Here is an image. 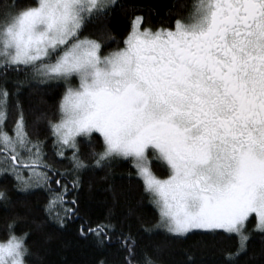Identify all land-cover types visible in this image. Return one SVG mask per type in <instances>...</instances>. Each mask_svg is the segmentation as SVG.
Masks as SVG:
<instances>
[{"label": "snow or ice", "instance_id": "obj_1", "mask_svg": "<svg viewBox=\"0 0 264 264\" xmlns=\"http://www.w3.org/2000/svg\"><path fill=\"white\" fill-rule=\"evenodd\" d=\"M112 2L38 0L0 12V66H25L30 69L26 80L69 85L60 99V118L48 127L57 149L53 160L67 158L72 164L57 169L45 159V141L27 134L19 100L14 135L4 129L9 97L16 93L0 85L5 153L0 173L14 176L21 204L32 190L47 192L46 218L63 228L78 213V197L66 199L70 189L64 180L72 175V189H78V173L88 167L77 138L99 133L102 148L89 153L93 166L130 158L159 211L158 227L174 236L192 230L235 233L236 251L226 253L234 260L249 239L250 214L256 217L254 228L264 233V0H200L194 21L178 19L174 28L143 27V18L136 16L124 46L105 53L98 40L81 38V29L87 28L86 13ZM73 79L78 86L70 84ZM153 157L166 163L167 175L155 174ZM0 207H12L6 188L0 189ZM111 215L108 223L86 231L82 224L80 235H92L100 246L112 242ZM31 222L39 230L46 221L33 217ZM13 225L8 223L6 238L0 239V264H26L29 233L17 235ZM117 241L128 257L134 255L136 237L130 231L121 230ZM141 264L157 261L145 254Z\"/></svg>", "mask_w": 264, "mask_h": 264}, {"label": "trees", "instance_id": "obj_2", "mask_svg": "<svg viewBox=\"0 0 264 264\" xmlns=\"http://www.w3.org/2000/svg\"><path fill=\"white\" fill-rule=\"evenodd\" d=\"M194 3L195 0H114L107 9L86 16L87 28L81 29V36L98 40L107 53L122 46L136 16L143 18V27H172L178 19L187 20ZM12 4L25 8L34 6L36 0H0V12ZM29 71L25 66L19 69L0 66V85L10 93H16L9 97L7 121L2 126L10 135L13 134L15 120L21 111L15 107L19 100L28 122L27 134L32 140L45 141V159L54 162L57 169H71L70 159L57 157L53 160L57 149L53 147L54 137L48 127L49 121L59 118V103L66 84L64 81L42 83L26 80ZM77 139L88 167L78 173V189H72V175L64 180L70 189L66 199L71 200L73 195L78 197V213L67 218L63 228L58 227L54 218H46L44 205L49 201L47 192L32 190L33 194L21 204L18 202L21 194L14 187V176L0 173V189L6 188L8 196L12 198V207L8 210L0 207V239L6 238L10 221H14L12 231L17 235L29 233L25 239L29 248L26 264H99L101 260L105 264H126L128 259L132 264H141L145 254L157 264H264V233L254 228V214L246 221L245 230L249 233L246 247L234 260L227 259L226 253L236 251L238 239L235 233L218 229L215 232L195 230L184 236L167 234L164 228L157 226L159 212L150 195L144 191L143 182L136 175L131 159L117 157L106 166H93L89 153L93 148L101 150V135H80ZM65 151L66 156L71 157L72 152ZM7 153L9 163H14L12 153ZM4 154L0 144V155ZM22 155L27 157L28 152L23 151ZM153 161L156 175L163 177L168 174L160 160L153 158ZM2 166L4 168V163ZM53 189L60 191L54 183ZM57 210L53 207V215ZM109 211L112 214L111 222L116 225V231L111 233L112 242L100 246L92 235H80L82 224L86 231L101 222L108 223L106 217ZM33 217L45 218L46 222L39 230L31 222ZM145 227L152 228V232H144ZM121 230L124 233L130 231L136 237L134 255L131 257L117 241Z\"/></svg>", "mask_w": 264, "mask_h": 264}, {"label": "rangeland", "instance_id": "obj_3", "mask_svg": "<svg viewBox=\"0 0 264 264\" xmlns=\"http://www.w3.org/2000/svg\"><path fill=\"white\" fill-rule=\"evenodd\" d=\"M114 1V0H113ZM199 2H200V0H195V3H194V5H193V9H192V13L190 14L191 15V17L188 19V23H191V22H193L194 21V17H195V14H196V11H197V5L199 4ZM38 4V0H36V4L35 5H37ZM100 11H103V9H100V10H98V11H96V12H100ZM95 13V12H94ZM91 14H93V13H86V16H88V15H91ZM186 21V20H185ZM185 21H182V22H184L185 24L187 23V22H185ZM140 23H142V21L140 22ZM174 27H175V25H174ZM173 27V28H174ZM141 31L143 30V28H141L140 29ZM132 31V24H131V28H130V31L128 32V34L126 35V37L129 35V33ZM84 37H87V36H81V38H84ZM125 37V38H126ZM89 38V37H88ZM125 40V39H124ZM124 46V42H123V44H122V46L121 47H123ZM115 50V49H114ZM62 81V80H61ZM70 84L72 85V86H78V84H79V80L78 79H73V80H71L70 81ZM69 85H67L66 84V87H65V91H66V89H67V87H68ZM64 91V92H65ZM64 94V93H63ZM63 96V95H62ZM59 118H60V109H59ZM58 118V119H59ZM12 135H14V133L12 134ZM0 144H1V146L4 148V145H3V143L2 142H0ZM8 152H10L11 153V151H8ZM121 158H125V157H121ZM153 158H155V157H153ZM132 161V160H131ZM165 166H166V168H167V165H166V163L165 162H163V161H161ZM2 163H3V160L2 159H0V168H3V166H2ZM133 163V162H132ZM134 165V164H133ZM135 167V166H134ZM136 169V168H135ZM168 170V169H167ZM137 171V170H136ZM23 174L25 175V176H27V171H26V173H24L23 172ZM149 194V193H148ZM150 195V194H149ZM151 197V196H150ZM156 206V205H155ZM156 209H157V207H156ZM158 210V209H157ZM159 212V211H158ZM252 214H254V213H252ZM251 215V214H250ZM255 215V214H254ZM250 217V216H249ZM256 218V217H255ZM159 220H160V218H159ZM163 228V227H162ZM220 230H222V229H220ZM192 231H195V230H192ZM224 231V230H223Z\"/></svg>", "mask_w": 264, "mask_h": 264}, {"label": "flooded vegetation", "instance_id": "obj_4", "mask_svg": "<svg viewBox=\"0 0 264 264\" xmlns=\"http://www.w3.org/2000/svg\"><path fill=\"white\" fill-rule=\"evenodd\" d=\"M191 13H192V12H191ZM191 13H190V14H191ZM190 14H189V16H188L187 20L185 21V22H187V23H188V19L191 17V15H190ZM182 23H184V22H182ZM187 23H186V24H187ZM174 25H175V24H174ZM174 25H173L172 27H174Z\"/></svg>", "mask_w": 264, "mask_h": 264}, {"label": "bare ground", "instance_id": "obj_5", "mask_svg": "<svg viewBox=\"0 0 264 264\" xmlns=\"http://www.w3.org/2000/svg\"><path fill=\"white\" fill-rule=\"evenodd\" d=\"M4 153V152H3ZM8 154V153H7Z\"/></svg>", "mask_w": 264, "mask_h": 264}]
</instances>
